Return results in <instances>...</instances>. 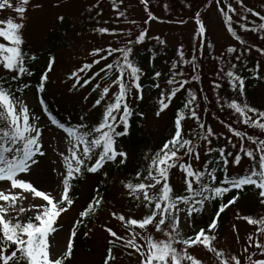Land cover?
<instances>
[{
	"label": "snow or ice",
	"instance_id": "snow-or-ice-1",
	"mask_svg": "<svg viewBox=\"0 0 264 264\" xmlns=\"http://www.w3.org/2000/svg\"><path fill=\"white\" fill-rule=\"evenodd\" d=\"M140 2L145 6L147 19L140 26L139 33L134 35L131 29L126 33L118 32L103 26L94 29L101 35L128 38L123 46L109 44L93 49L91 63H85L70 73V79L75 80L73 89L77 86L83 88L97 78L104 82L103 86L97 83L92 89L98 91V97L91 108L100 106L102 109L97 122L90 124L85 122V116H81L78 123H71V117L65 123L53 116L43 92L54 58L49 59L47 70L40 76L36 86V92L40 93L38 106L51 125L61 131L59 143L64 145L57 151L54 166L48 165L50 171L59 177L58 186L52 192L40 190L33 179L34 174L45 167L48 149L43 138L45 124L41 122V116L32 111L24 94L31 87L24 78L34 74L30 64L37 60L35 54L23 47L27 11L23 5L29 0H22L19 7L10 0L0 2V10L15 8L18 14V21L13 18L0 20V41H3L0 42V70L8 74L7 80L0 78V264H67L73 256L78 229L82 225L87 227L85 219L94 215L103 203V196L97 190L86 209L79 213L80 219L70 224L67 230L58 229V218L74 204L70 196L73 182L85 172L100 173L109 163L126 164L127 152L118 141L129 134L131 117L135 114L133 104L143 100L142 79L147 76L138 63L135 49L144 46L148 40H154L158 45L166 44L159 36L149 35L150 30L144 25L159 18L148 9L149 0ZM215 2L220 5L222 0ZM211 3L212 0H208V4ZM223 3L227 10L219 8L223 15L222 24L236 43L226 45L216 54L213 43L208 41L201 13L196 11L192 46L188 51L183 44L176 48L164 88L156 82L164 73L153 71L151 75L152 87L159 90L157 117L170 108L178 94L183 92L186 99L176 109L172 131L151 154L150 163L143 171H135L127 182H122L140 215L132 210L129 215L111 213L125 231L118 233L112 227L105 228L110 239L103 264H115L117 249L131 250L128 254L137 257V264H204L191 251L196 247L206 250L214 264H264V216L239 217L248 225L258 226L247 235L242 252H226L215 243L217 235L214 230L218 228L219 218L226 208L239 200L240 192L254 188L259 205L264 206V110L248 102L245 78L237 70V63L233 62L238 47H243L244 52H251L255 47L254 44L248 46L243 34L264 33V14L245 6L244 0H236L244 12L258 18L259 22L249 26L248 16L238 11L231 0H223ZM125 15L123 11L118 13L120 18ZM59 19L63 20V17ZM127 23L135 25L136 21ZM177 23L186 21L181 19ZM260 38L264 40V36ZM205 47L210 50L216 69L207 91L214 93L212 102L219 105L221 111L230 113L232 122L224 124L228 134L218 133L201 118V95L204 101L210 99L203 87ZM255 50L264 56V47H255ZM148 51L154 68L157 52L155 48ZM109 58H112L111 62L104 63L93 75L87 78L80 75ZM234 59L243 63L244 53L236 54ZM185 67L190 68L188 76ZM259 68L257 64L256 79L260 78ZM222 82H226L228 89L236 94L235 98L225 96ZM203 110L207 111L206 108ZM139 115L143 116V113ZM188 121L195 122V127L189 129L190 135L186 137L185 124ZM222 137L224 143L217 145ZM245 158L250 165L241 169ZM230 168L241 171L232 174ZM177 170L181 173L180 188L171 183ZM103 174L107 176V172ZM233 192L236 194L225 203V198ZM29 197L40 198L41 202L25 206ZM210 205L215 207L214 214L197 230L198 219L203 218ZM186 228L191 231H185ZM58 231L66 233L63 247L53 235Z\"/></svg>",
	"mask_w": 264,
	"mask_h": 264
},
{
	"label": "rangeland",
	"instance_id": "rangeland-1",
	"mask_svg": "<svg viewBox=\"0 0 264 264\" xmlns=\"http://www.w3.org/2000/svg\"><path fill=\"white\" fill-rule=\"evenodd\" d=\"M96 1L99 0H29L27 5H23L27 9L24 20L25 28L23 29L24 40L27 42H32L40 49V53H38L37 60L34 61V65L43 67V64L47 62V57L41 55V49L46 47V37L53 28L54 21L60 17L64 18L58 23V26L61 29V27L67 25L69 19L70 22L73 23V28H71L72 30L70 33L72 35V33L78 27V21L81 19L82 13L84 12L86 6H89ZM120 1L125 5L128 11L125 19L136 21L135 25L128 24L127 22L124 23L120 32L126 33L129 29H131L134 35L138 34L141 30L140 26L142 25L143 21L147 19V13H145L143 8L140 7L141 4L138 0ZM182 1L188 6L189 4L192 5L191 12L192 10L199 11L202 8H206V5H204L206 2L205 0ZM192 1H197V5H194ZM0 2H2V0H0ZM10 2L15 7L22 5V0H10ZM231 2L233 6L238 9V11L245 15L243 8H240V6L236 4V0H231ZM244 4L245 6L252 7L254 10L260 11L262 14H264V0H244ZM224 6L226 11L227 5L225 3ZM232 15L235 16V14ZM185 17L186 19L184 21H186V23L184 24L173 21L167 22L165 20H156L150 21L144 26L149 28L150 36H159L165 41L174 43H177L178 39L182 37L186 43H190L193 41V34L196 25L190 15H186ZM7 18H13L14 20L18 21V14L15 12V8H6L0 10V20H5ZM201 18L207 28L208 41L213 43L216 54H219L226 45L236 43L231 39L230 35L226 33V30L222 24L223 15L220 13L215 0H212V3L209 4L203 14H201ZM104 20L103 24L106 22ZM117 25V21L108 22V27L110 29H115L114 26ZM85 32L86 31L83 30L82 32L76 34V38L72 39L71 37L69 44L55 52L57 56L55 65H53L51 71L47 73V84L49 86L48 93L53 98L58 97V93L64 89V86L59 83V76L62 70L65 69V65H63L64 63H67L66 65L70 66L72 63H79L89 60L92 58L90 53L93 49L106 47L109 44H111L113 47L123 46L128 38L124 35H101L93 31ZM258 36L261 42L259 45L254 43L255 46L264 47V40L260 39L261 36H264V33L244 34V38L247 41H250L252 37L258 38ZM252 53L256 55L255 57L261 63V73L264 74V56L260 55L254 50H252ZM63 55L65 56V61L60 63L59 59ZM211 70L212 67L206 66L205 72H209ZM0 72L2 73L3 70H0ZM258 87V91H263L264 97V79H262V77L261 80L259 78ZM91 92L92 87L88 85L79 92H75L73 95H70L67 98V101L74 100L78 103L85 102L87 104L86 106L91 108L93 101L91 100L92 98H89L88 96ZM24 94L28 98V102L30 103L32 111L36 115L41 116V122L45 124L43 138L45 141V146L48 149V159L45 160V167L38 170L34 174L33 179L35 181V185L40 190L52 192L58 186L59 177L57 176L56 172L50 171L48 165H53V160L56 157L57 151L62 150L64 147L62 143H59L62 133L47 120V115L44 114L38 106V100L34 94V91L32 90V87H30V89ZM65 96L68 95H65L64 93L60 95L61 98H65ZM86 96L88 97L87 100H85ZM98 107L96 109H98ZM217 117L218 116L214 115V120L218 119ZM163 119H165V115L163 114L160 117L151 115L148 121L149 128L152 129L156 127L160 129ZM218 123L221 124L220 122ZM214 125H217V123H214ZM108 165H110V163ZM246 165L247 163L243 162L241 169ZM241 169L230 168V172L237 173L241 171ZM113 176L114 177L111 178L107 185L109 192L105 194L102 205L95 211V214L88 219L87 227L84 228L81 226L78 229V232H81L82 234L86 232L88 233L86 236L87 239H78L81 234H77V237L74 239L73 256L68 264H101L104 254L106 253L108 245L107 241L110 239L108 233L105 231V228L112 227L114 230L118 231V233L125 231L120 222L112 217L111 213L115 211L117 214L123 213L129 215L133 200L129 201L130 197L128 196L127 190L124 188L122 183L127 182L128 180H126L123 176H118L117 174H114ZM178 178H181V173L179 171L176 173V179ZM81 182L78 188V195L73 206L66 213L61 214V216L58 218V229L62 228L63 230H67L70 224H73L75 220L79 219V213L80 210L83 209V204L89 203V198L86 196L91 195V190L88 191V177L83 179ZM95 191L96 188H93L92 196L94 195ZM251 198L253 200H258L257 196H252ZM31 202L40 203L41 200L40 198L29 197V201L25 203V206H28V203ZM239 206L240 205H236L230 210L231 218L229 220V224H226V227L222 231V235H220L221 237H219V239H217L215 242L218 247L222 248L226 252H242L247 235L252 233L255 227H258L248 225L245 220L239 218L243 216L242 212L239 210ZM132 211H135L137 216L140 215L139 211H136L135 209ZM260 216L262 215H259L258 218ZM89 229H91L90 232ZM196 229H198V225H196ZM188 230L189 229L187 228L185 229V231ZM65 234V231H58V234H53L56 237V240L61 242L60 247H63L62 241ZM130 251L131 250L117 249L114 253L117 256L115 264H137V257L135 255H129L128 253ZM191 251L197 256V258L202 259L204 264H214V261L210 258V254H207L206 250H204L202 247L193 248Z\"/></svg>",
	"mask_w": 264,
	"mask_h": 264
},
{
	"label": "trees",
	"instance_id": "trees-1",
	"mask_svg": "<svg viewBox=\"0 0 264 264\" xmlns=\"http://www.w3.org/2000/svg\"><path fill=\"white\" fill-rule=\"evenodd\" d=\"M179 1H180V5H179ZM205 1L206 2L204 5H206L207 8L209 6L208 0ZM139 3L141 4V2ZM192 3L194 5H197L198 2L192 1ZM140 7L143 8L145 13H147L145 11V6L143 4H141ZM217 7L218 9L220 7H223L225 9L223 1L220 5H217ZM206 8L204 9L202 8L201 10H199V12L203 14ZM148 9L152 11L155 16L157 15L159 16V17L157 16L159 18L158 20H165L167 22H171V21L177 22L181 19L185 20L186 15H190V17L193 18L196 12L194 10H192L191 12L192 5L191 7H189L182 0H149ZM120 11L125 12V14H127L128 12L127 8L120 0H99L89 6L87 5L84 12L82 13L81 19H79L78 21V27L72 33V35L70 33L72 30L71 28H73V23L70 22L68 18H67L68 19L67 25L61 27V29L58 26V23L61 20L57 19L54 21L53 28L46 37V42H47L46 47L41 49L42 50L41 55L47 57V62L43 64L44 65L43 67L36 66L34 65V62H31L30 68L34 74L31 77L24 78V82H27L31 85L32 90L34 91V94L37 99H39L40 93L36 92V86L39 84L40 76L47 70L48 61L50 58H54L53 65H55L57 58L55 52H57L61 48H64L67 44H69L71 37L72 39L76 38V34L82 32L83 30H85L86 32L88 31L96 32L94 31V29L98 27L101 26L108 27V22L117 21L118 25L114 26V28L118 32H120L123 28L124 23H126L129 20V19H125L126 15L124 18L118 17V13ZM97 13H99V15H97ZM245 16H248L249 26H251L253 23L259 22L258 18L252 17L251 14L247 12H245ZM103 20L106 21L107 23L103 24ZM260 42L261 41L259 40V36L258 38L252 37L250 41H248V46H252L254 43L256 45H259ZM181 44L184 45L186 51L190 50L192 46V42L186 43L184 39L180 37L177 43L166 41L165 45H158L156 41L148 40L144 46L142 47L138 46L135 49L138 63L147 73V76L142 79V83L144 86V98L142 101H138L133 104L135 114L131 117V121H130L131 128L129 130V134L118 141L119 146L127 152V162L125 165H120L118 163H110V165H106L105 168L100 173L97 174H90L85 172L83 176L79 177L77 180L73 182V187L70 191V196L74 202L76 201L78 195V188L82 183L81 181H83V179L88 177L89 180L88 191L91 190L90 192L91 195H86L89 198V202L90 199H92V197L96 194L97 190L100 191L101 195L104 198L105 194L109 192L107 185L110 182L111 178L114 177L113 176L114 174H117L118 176H123L126 180H129L130 178H132L135 171L137 170L143 171L144 168L147 166V164L150 163L149 158L151 154L155 151V149L161 146L163 140L169 137V134L172 131V120L174 113L176 109L179 108L184 103L186 99V95L182 92L178 94L176 98H174L170 108L163 113V115H165V119H163L160 129L156 127L150 129L148 126V121L151 115L156 116L155 110H156V102L158 99V92H159V90L154 89L152 87L154 81L151 79V75L153 71H161L162 73H164V76H162L159 81H156L161 83V87L164 88V80L167 76L170 63L175 58V50ZM23 47L26 51L35 54L36 56L38 55V53H40L39 52L40 49L37 46H35L32 42H27L25 40V44ZM255 47H253L252 50L256 51ZM149 48H155L157 52L156 58L154 60V64H155L154 68L152 67L153 61L151 58V53L148 51ZM203 51H204V55L202 56V62L204 65L203 87L206 90L207 94L209 95L210 99L209 101H204L203 96L201 95L200 98L202 104V109L200 113L201 118L206 122V124L213 126L214 130L217 131L218 133L222 132L228 134L226 128L224 127V124L232 122V120L230 119V113L228 111H221L219 105L214 104L212 102L214 100V93L207 91L209 86V81L213 78V72L216 69L213 58L209 55L210 50L207 49V47H205ZM242 52L244 53V62L241 63L239 61H235L234 56ZM236 54L233 55V62L237 63L238 65L237 70L245 78V82H246L245 90H246L247 100L251 105L264 110L263 91L262 90L258 91L259 79L254 78L256 74V65L259 64L260 68L258 71L260 75V80L261 77L262 79H264V74L261 73L262 72L261 63L255 57L256 55L253 54L252 51L244 52L243 47H238ZM92 59L93 57L86 61H82L79 63L78 62L72 63L70 66L66 65L67 63L63 64L65 65V69L62 70L63 74L61 72L59 76L60 78L59 83H61L64 86V89L61 92L64 93L65 95H68L65 96V98L60 97V95H62L61 92L58 93L59 95L58 97L53 98L48 93L49 86L47 84V80L45 81L43 98L48 105L49 111L53 114V116H55L61 122L67 123L68 118L71 117V123L75 124L79 122V118L81 116H85V122L91 124L97 122L100 118L102 111L101 107H98V109L96 110H92V108L86 106L87 104L85 102L78 103L75 102L74 100L67 101V98L70 95H73V93L79 92L84 87L88 86L85 85L83 88L77 86L75 89H73L72 85L75 82V80L70 79V73L74 70L81 68L85 63H91ZM111 59L112 58H109L108 61H101L100 65H93V68L91 70H88L84 73H80V75L84 78L93 75L95 72L99 71V68L102 67L104 63L111 62ZM59 61L60 63L64 62L65 56L64 55L61 56ZM206 66L212 67V70L209 72H205ZM185 74L186 76L190 74V68L185 67ZM0 78L7 80L8 74L5 73L4 71L2 73L0 72ZM97 83H100L103 86L104 82L99 80V78H97L96 80L92 81V83H90L89 86H91L93 89V87ZM222 83L225 84L224 87L225 96L230 95L232 98H235L236 94L232 93L231 90L228 89L226 82H222ZM88 96L89 98H92L91 100L94 103L95 99L98 97V91L97 92L92 91ZM204 108H206L207 111H204L203 110ZM139 113H143V116L139 115ZM214 115L218 116L217 117L218 119L214 120ZM216 121L220 123L221 121H223L224 123L219 124ZM214 123H217V125H214ZM193 127H195V122L193 121H188L185 124L186 137L190 135L189 129ZM223 143H224L223 137L221 138L220 141L216 142L217 145ZM229 150L232 149L229 147ZM243 162L247 163L246 166L250 165V161H248L247 158H245ZM104 172H107L106 177L103 174ZM176 173H178V170L173 173L171 177V183L176 188H180L182 179L181 178L176 179ZM93 188H96V191L92 196ZM235 194H236L235 192L230 193L225 198L224 202L226 203L227 199H230L231 196ZM252 196H257L256 190L254 188H246V190L239 193V200L234 205H230L228 208L225 209V211L221 214V217L219 218L218 228L214 230V234L217 235V239L221 237L220 235H222V231L226 227V224H229V220L231 218L230 210L236 205H240L239 210L242 212L243 216L251 215L253 218H258L259 215L264 216V206L259 205L258 200H253L251 198ZM129 201H132V199L129 198ZM87 205L88 203H84L83 209H81L80 212L85 210ZM134 209H135V202L133 201L130 210H134ZM214 211H215V207L213 205H210L208 207L207 212L204 214L203 218L198 219L196 223V225H198V228L205 226L209 222V218L214 214ZM88 219H85V224L88 223ZM82 227L84 226L82 225ZM188 231H190V229ZM78 233L81 234V236H79L78 239H87L86 235L82 234L81 232ZM106 255H107V249H106V253L104 254L103 260L106 257ZM101 264H103V261L101 262Z\"/></svg>",
	"mask_w": 264,
	"mask_h": 264
},
{
	"label": "bare ground",
	"instance_id": "bare-ground-1",
	"mask_svg": "<svg viewBox=\"0 0 264 264\" xmlns=\"http://www.w3.org/2000/svg\"><path fill=\"white\" fill-rule=\"evenodd\" d=\"M60 236V235H59Z\"/></svg>",
	"mask_w": 264,
	"mask_h": 264
}]
</instances>
